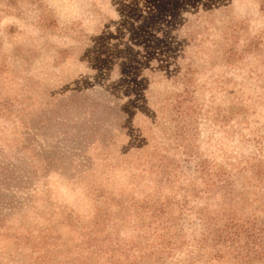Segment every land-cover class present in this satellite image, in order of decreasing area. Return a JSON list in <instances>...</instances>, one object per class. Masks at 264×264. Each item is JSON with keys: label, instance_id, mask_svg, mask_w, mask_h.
Here are the masks:
<instances>
[{"label": "rangeland", "instance_id": "374dc122", "mask_svg": "<svg viewBox=\"0 0 264 264\" xmlns=\"http://www.w3.org/2000/svg\"><path fill=\"white\" fill-rule=\"evenodd\" d=\"M214 1L217 3L0 0V264L106 262V255L88 246L84 230L88 234L100 229L94 225L88 230L99 210L112 211L115 218H120L116 200L127 192H136L135 196L140 197L139 192L147 189L152 175L142 171V160L137 159L135 150L132 157L138 168L130 167L125 159L120 165L117 156L130 140L126 132L121 137L117 131L109 133L111 137L105 131L100 134L103 129L90 133L88 137L96 142L97 149L80 160L86 167L72 166L64 156L73 140L93 130L89 119H97L100 124L108 122V112L103 110L102 116L99 110L89 107L106 100H122L123 106L139 110L136 115L128 109L125 117L118 119L127 121L126 130L136 121L148 130L151 119L146 118L151 108L155 112L164 107L165 117L157 120L162 122L161 130L152 129L151 142L170 141L176 124L170 102L183 85L155 75L147 68L150 59L153 63L162 61L168 71L173 70L176 61H195L200 68L194 75L198 83L195 101L203 105V111L212 109L210 114L214 116L218 108L229 107L235 99L236 94H228L233 83H224L228 78L240 82L252 67L254 72L264 73V66L251 54L246 61L251 60L252 65L230 68L224 63L214 64L221 50L213 42L231 24L238 30L231 37L235 48L246 47L251 40L264 36V0H218L219 8L210 15L204 13L201 4L209 6ZM197 14L208 21L198 22ZM164 20L169 24L165 25ZM161 27L166 36L160 44L155 33ZM203 39L206 42L201 44ZM168 58L170 63L165 62ZM143 67L146 74L141 73ZM138 76L144 78L143 82ZM140 84L143 91L149 92L151 103L139 101L146 98L136 93L140 92ZM262 91L255 82L247 84L241 93L244 97L261 94L264 100ZM155 97L166 98L153 105ZM263 105L264 101L257 108L262 111L264 123ZM88 111L91 116L86 114ZM234 120L219 128L215 120L201 118L202 131L196 138L201 150L229 155L257 152L254 143L235 142L238 135L235 139L222 131L231 130ZM115 128L114 124L108 129ZM106 141L109 143L104 144ZM131 181L134 185L127 186ZM32 195V206L28 207L25 204ZM134 235L129 227L121 231L122 239ZM178 256L189 255L183 250L169 259L175 261Z\"/></svg>", "mask_w": 264, "mask_h": 264}, {"label": "trees", "instance_id": "16d2710c", "mask_svg": "<svg viewBox=\"0 0 264 264\" xmlns=\"http://www.w3.org/2000/svg\"><path fill=\"white\" fill-rule=\"evenodd\" d=\"M216 1L217 3L211 2L209 6L202 3L203 12H209L207 14L210 15L219 8L221 2ZM197 8L200 9L199 6ZM197 15L198 22L208 21ZM164 21L166 25L168 20ZM231 25L221 32V38L213 39L214 45L221 50L217 53L214 64L224 63L230 68L246 63L252 65L251 60L246 61L248 54H251L255 62L259 61L264 66V36L251 40L246 47L235 48L231 37L236 36L238 30L236 25ZM155 35L161 44L165 41V28H157ZM204 42L206 39L201 44ZM153 48L155 46L150 47ZM149 62L150 66L147 68L155 75L159 74L175 85H183V89L174 93L176 97L170 102L172 121L176 122L168 137L170 141L162 144L151 142L154 138L152 129L161 130L162 122L157 120L165 117L167 110L164 107H156L155 112V108H151L146 118L151 119L148 130L139 126L138 121L136 124L132 122L126 130L127 121L122 119L118 122V119L124 118V112L131 106H123L122 100H106L105 103L89 107L91 110H99L101 115L103 110L108 112V122L100 124L97 119H89L93 130L73 140L64 156L65 161L72 166H85L86 163H81L80 160L97 149L96 142L90 141L88 137L90 133L103 129L99 131L100 134L105 131L111 137L109 133L117 131L121 137L126 132L130 140L117 156L120 165L124 163L121 162L122 159H125L130 167L138 168V163L136 166L132 157V150H135L137 159L142 160V171L152 175L147 189L139 192L140 197L135 196L136 192H127L116 200L120 218H115L112 211L99 210L88 230L94 225L100 229L91 230L88 234L84 230L83 237H87L88 246L94 252L106 255V262L96 264H264V123L261 119L262 111L257 108L264 100L261 94L244 97L241 93L247 84L256 82L263 89L264 95V73L259 70L254 72L256 69L252 67L251 72L240 82L226 77L228 79L224 83H233L228 94L236 96L232 100L233 104L227 108H218L214 116L210 114L212 109L203 111V105L195 101L198 83L195 82L194 75L200 70L195 61H176L172 71H168L162 61L153 63L150 59ZM165 62L171 61L168 58ZM145 69L143 67L141 73H145ZM207 71L210 70L203 72ZM138 78L139 82H143L144 78ZM140 85V92L136 93L146 98L139 101L151 103L149 92L143 91V85ZM128 88L131 89L129 86ZM165 98L155 97L152 104L158 105ZM131 111L136 115L140 114L136 108L130 109ZM86 114L91 116L92 113L88 111ZM201 118L206 121L215 120L219 128L228 125L229 120L236 119L230 125L231 130L222 131L231 133L235 139L238 135L235 142L239 141L244 145L254 143L257 152L248 155L236 152L229 155L224 151L221 154L208 150L209 153L206 154L196 140L202 131L199 125ZM114 124L115 130L109 131L108 128ZM120 125L121 128H118ZM246 129L250 132L246 133ZM108 143L109 141L104 142ZM112 143L116 144L115 141ZM130 184L132 187L134 182L131 181L127 186ZM32 197L33 195L25 204L28 207L32 206ZM86 227L87 225L85 229ZM124 227L132 228L134 237L122 239L121 231ZM55 250L58 252V248ZM183 250L189 256H178L175 261L169 259ZM118 255H123L124 259Z\"/></svg>", "mask_w": 264, "mask_h": 264}]
</instances>
